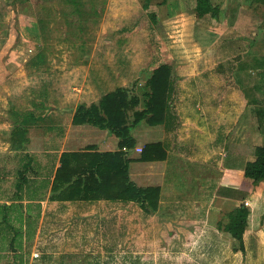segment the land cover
I'll use <instances>...</instances> for the list:
<instances>
[{
  "label": "rangeland",
  "instance_id": "1",
  "mask_svg": "<svg viewBox=\"0 0 264 264\" xmlns=\"http://www.w3.org/2000/svg\"><path fill=\"white\" fill-rule=\"evenodd\" d=\"M213 2L221 13H226L227 21L211 15L198 18L194 10L196 0H0V184L8 188L17 180L20 152L12 148L10 140L14 126L20 121L17 112L34 111L40 115L43 109L38 105L43 99L47 101L46 118H54L58 121L54 125L58 127L60 123L64 126L68 117L54 115L55 108L58 111L66 108L72 117L80 104L98 105L105 94L120 87L130 97L142 98L152 70L166 60H172L175 74L172 98L175 106L194 105L195 101L209 105L219 100L211 95L187 98L192 88L190 80H197L199 92L204 88L212 93L218 88L227 91L229 96L226 95L225 101L237 106L234 117L239 116L245 126L256 124L257 129L258 110L264 111L261 78L264 74V5L255 9L246 0ZM250 11L256 20L246 19L248 25L243 28L246 33L243 36L234 27L240 24L236 22L238 14L249 15ZM256 60L258 70L249 72L250 66L247 69L245 65ZM37 61L43 64L42 69L34 67ZM241 68L248 71L239 74ZM251 86L257 88L253 91L255 97L250 96V90L246 91ZM133 113L129 114L130 123ZM33 124H30L31 142L27 149L43 163L42 153L57 143L59 132L58 136L54 133V137L57 136L54 141L55 138L51 139L46 133L49 132L46 122ZM153 127L144 120L132 130L150 141L145 137L153 132ZM261 127L264 135V122L260 120ZM248 148H244L245 156L250 154ZM218 161H213L212 167L197 166L198 171L189 172L197 177L193 183L196 187L210 191L201 192L199 201L210 202L217 196L213 193L217 191L215 187L222 182H234L229 176L224 181L223 172L221 178L218 177L215 168L219 166ZM181 172L184 177L188 169L182 168ZM200 173L206 177L201 179ZM180 182L192 185L184 179ZM237 185L242 186L244 196L248 195L244 198L252 205V221L258 217L264 224V214L259 215L264 212V184H261V202L252 198L259 185L247 180L244 172L242 184ZM216 204L215 201L213 206ZM179 207H175L173 217L166 214L162 218L160 214L142 212L135 205L129 225L123 223L119 209L104 211L102 218L95 216L96 220L89 219L76 228L65 223L60 225L55 220L44 227L42 240L32 249L33 263L42 261L44 253L48 256V252L57 251L63 257L49 259L48 264H264V234L263 242L249 240L245 252H236L233 245L231 250L226 240L219 241L212 233L204 235L196 224H179L178 232L183 234L182 229H187L197 232L200 238L187 240L183 234V240H178L176 237L180 234L175 236V226L183 220L181 216L193 208L192 205ZM207 207L208 203H197L192 219L206 220ZM227 215L218 211L211 217L213 223L218 219L226 222ZM171 221L176 224L171 226ZM70 228L72 231H68ZM65 232L70 236H62ZM74 237L78 238L74 240ZM235 253L238 256L234 259ZM12 259H4L1 264H10Z\"/></svg>",
  "mask_w": 264,
  "mask_h": 264
},
{
  "label": "crops",
  "instance_id": "2",
  "mask_svg": "<svg viewBox=\"0 0 264 264\" xmlns=\"http://www.w3.org/2000/svg\"><path fill=\"white\" fill-rule=\"evenodd\" d=\"M233 2L234 1H231V4H233ZM245 11L247 12L248 10ZM244 12H241L240 15L238 14V20L236 22H240V24L237 28L236 26L234 28L239 30L243 36H246L245 30H243V28L248 25L246 19L250 17L252 22L256 19L251 11L249 15ZM227 17L228 16L225 12L220 13V18L223 22L227 21ZM249 37L251 38V36ZM166 62L173 65L172 60H168ZM245 66L247 69L250 66L249 72L258 70L257 60L254 63ZM241 69H238L239 74L243 71H248L247 69ZM174 77L175 74H173V81L176 83ZM237 77L239 78L238 75ZM261 78L262 83L264 84V74H262ZM236 80L239 81V79ZM190 81L192 83V88L190 89L191 93L187 94V98H191L192 96L203 98L211 95L213 98H219V100L216 101V103L211 101L212 104L209 105L195 101L194 105H185L184 103H180L177 106H175L171 101V110L175 115V119L171 121L168 127L165 125L154 126L153 132L147 134L145 137L150 141L142 139L135 131H133V136L137 141V145L135 150H133L129 155V157L134 160L130 165V177L139 187L160 188V198L156 209H152L150 206L145 207L142 202L125 201L122 199H106L104 197L95 200H84L82 198H75L73 200H55L51 197L59 194L61 190H59V192H52V186L47 188H41L39 186H24L22 189H19L15 185L4 188V186L0 184V214L4 212L8 213L10 225L19 228L22 226V234L19 235L17 240L20 244L19 247L15 246V251H0V264L4 259L8 260L10 258H13L10 264H34L33 262L35 258H32V249L34 250L37 242L42 240L40 238L44 235V227L50 225L55 220H58L60 225L65 223V225L69 224V226L74 225L76 228L78 225L82 226V224L87 222L89 219H95V216L102 218L101 213L104 211H115V209H119L122 211L121 218L123 223L126 222L129 225L131 224L130 220L132 208H134L135 205H138L142 212L160 214L162 218H164V215L166 216V214H170L173 217V214H175V207L179 209V206L186 208V206L192 205L193 208L188 210L187 215L184 213L183 216H181L183 220L175 226L177 227L175 236L176 234H180V232H178L179 224H183V226L196 224L198 225V228L202 229V233L204 235L212 233L218 237L217 240H226L229 245L228 248L232 250L235 240L230 234L220 230L218 226L220 221H223V219H218L216 220V223H213L214 218L211 217V214H214L215 216L218 211L229 214L238 209L243 203V199H245L244 197L248 196H244L242 186L237 185V183L242 184L243 172L248 161L253 159L251 154L254 152L255 147L264 146V135L262 134L263 129L262 127L260 129V120L264 122V111H262V109L258 110V117L256 118L259 126L257 125V129L256 124L245 126L239 116L236 117L237 119L234 117L237 106L232 105V102L228 100L225 101L224 98H227L226 95L229 96L227 91L225 92L221 88H218L216 93H212L204 88L203 90L200 89L199 92L197 80ZM251 87L246 89V91L250 90L248 92L250 93V96L255 94L253 91H256L257 89L253 86ZM253 97H255V95H253ZM45 110L48 111V108L43 109V112H45ZM54 110V115L58 113L61 118L65 116L68 118L65 119L66 124L63 126L60 123L59 127L56 126L57 124L54 125L55 122H58L54 120V118H46L43 120V122L48 124L46 128L49 132L46 133L51 135L50 138H55L54 141H56L58 136L57 132H59L60 137L54 146H48L42 153L44 161L43 163L41 161L39 162L42 163L41 166L43 169L49 167L51 164L50 159L52 158V154H58V160L56 163V167H58L60 165L59 158L64 152L83 151L89 147L94 148L97 152H114L119 149V139L108 130L89 124L74 125V115L70 117L69 111L66 108L59 111L56 108ZM67 112L68 114H66ZM52 114L50 115L52 116ZM248 128H250V130ZM251 131L256 132L252 134ZM54 133L57 134L56 137H54ZM47 140L45 139L46 143ZM149 143H164L168 150L166 160L154 162L139 161L138 159H140L142 152L139 151V149H143L142 147ZM248 146L250 154H246L245 156L243 154L245 151L244 148ZM227 147H229V149H227ZM137 150L140 153H138ZM215 160H219V166H214L218 170V177L221 178L220 173L223 172L222 179L224 181H226L227 176H229V178H234V182L232 184L222 182L219 187H215L217 191L213 193L217 196H214L210 202L205 200L199 201L198 195L201 192L209 193L210 191H208L206 187H196L193 183H195L197 177L191 173L189 174V172L191 170L198 171L196 168L197 166H202L203 168L212 167L211 163ZM182 168H184V170L188 169V174L184 175V177L181 176L183 173L181 172ZM201 177V179H203V177L206 176H202L201 174ZM237 177L238 181L236 180ZM15 178L17 177L15 176ZM182 179L186 180L187 183H192V185H183L180 182ZM261 190H263L262 185L257 186L255 192L256 195L252 197H256V200L259 202H261V196H263ZM36 196L37 198H33ZM215 201L217 204L216 206H213ZM245 201L251 209L252 205L250 204V201ZM197 203L200 205L208 203V207L206 209H208L209 213L207 214V219L204 221L201 219H192V211ZM262 204L264 205V203ZM263 214L264 212L259 213L261 217ZM253 216L254 213L251 211L248 228L244 234L246 250H248L249 240H254V242H263L264 228L262 225L264 224L261 220H258V217H256L255 221H252L254 218ZM6 217L7 215H0V225H2L1 222L3 223V226L6 225V222L4 221ZM176 218L179 219L178 217ZM262 219L264 218L262 217ZM175 224L176 223L173 221L170 222L171 226ZM68 231H72V228ZM181 232H183L187 240H194L198 236L197 232L191 233V231L187 229H182ZM76 234L78 233H74V235ZM183 234H180V237L176 238L180 240V238L183 237ZM0 235H3L2 230ZM67 235L70 236L67 232L62 234V236L65 237ZM77 238L78 237H74V240ZM61 239L62 237L58 240ZM64 240L67 242L66 239ZM181 240H183V238ZM48 253V256L44 253L42 257L44 259L42 261L40 260L41 262L37 261V264H48L49 259L63 257L61 252L57 253V251H50ZM237 256L238 254L235 253L233 255L234 259L237 258ZM229 257H231V255H229Z\"/></svg>",
  "mask_w": 264,
  "mask_h": 264
},
{
  "label": "trees",
  "instance_id": "3",
  "mask_svg": "<svg viewBox=\"0 0 264 264\" xmlns=\"http://www.w3.org/2000/svg\"><path fill=\"white\" fill-rule=\"evenodd\" d=\"M246 1L251 2V7L254 6L255 9L264 5V0ZM194 10L198 18H204L206 15H211L217 20L220 18L221 9L213 0H196ZM166 61L152 70V75L145 84L142 98L130 97L126 90L120 87L105 94L98 105L96 103L90 106L80 104L77 107L73 124H89L114 134L119 139V149L114 152H97L92 147L83 151L64 152L59 158L58 167H56L58 155L52 154L51 164L43 169L35 155L28 151L27 144L31 141L30 124L35 125L46 119L47 110L43 112L42 109H47V101L42 99L38 105L42 110L40 115L34 111L26 114L17 112L20 121L14 126L10 135L12 148L20 152L18 153L20 163L16 173L17 180L14 185L19 189L24 186L41 188L52 186V192L61 190L59 194L51 197L55 200L75 198L95 200L104 197L142 202L143 206L156 209L160 198V188H142L131 179L130 165L134 160L129 155L137 145L133 136V126H138L145 120L150 126L168 127L175 119L171 110L175 91L174 72L172 65ZM41 64L37 61L34 67L42 69L43 64ZM139 105L143 108L137 109ZM131 111H134L132 123L129 121ZM251 155L253 159L248 161L244 177L254 185H261L264 183V146L255 147ZM167 156L168 150L164 143H149L143 147L138 160L163 161ZM250 213V206L243 199L239 208L227 215V221H220L218 225L220 230L227 232L235 240L236 252L246 251L244 234L248 228ZM0 215H7L4 219L6 225L3 226L2 222L0 225V232L1 230L3 232V235H0V251H15L20 245L17 240L22 234V226L19 228L10 225L8 213L4 212Z\"/></svg>",
  "mask_w": 264,
  "mask_h": 264
},
{
  "label": "built area",
  "instance_id": "4",
  "mask_svg": "<svg viewBox=\"0 0 264 264\" xmlns=\"http://www.w3.org/2000/svg\"><path fill=\"white\" fill-rule=\"evenodd\" d=\"M139 151H142V149H140Z\"/></svg>",
  "mask_w": 264,
  "mask_h": 264
}]
</instances>
